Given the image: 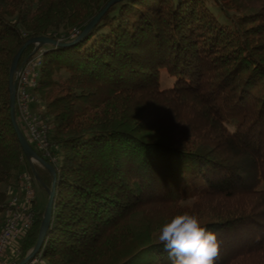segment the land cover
Here are the masks:
<instances>
[{
    "label": "trees",
    "instance_id": "obj_1",
    "mask_svg": "<svg viewBox=\"0 0 264 264\" xmlns=\"http://www.w3.org/2000/svg\"><path fill=\"white\" fill-rule=\"evenodd\" d=\"M109 1L0 0V214L7 186L33 174L10 121L11 62L33 38L70 44L40 46L35 93L58 159L27 264H171L158 229L184 212L217 235L215 264H264V0H120L76 41Z\"/></svg>",
    "mask_w": 264,
    "mask_h": 264
},
{
    "label": "built area",
    "instance_id": "obj_2",
    "mask_svg": "<svg viewBox=\"0 0 264 264\" xmlns=\"http://www.w3.org/2000/svg\"><path fill=\"white\" fill-rule=\"evenodd\" d=\"M78 33V30L73 29L71 37L77 36ZM40 60V46L35 45L31 53L18 62L14 73L15 120L34 152L54 167L57 164V147L50 142L49 118L35 93ZM23 132L27 134L30 142ZM26 161L30 168L39 165L32 158H26ZM33 180H36L33 174L21 172L16 182L6 188L8 200L0 227V264H16L19 258V241L35 222L37 212L34 210ZM13 245L15 248L9 261L7 252Z\"/></svg>",
    "mask_w": 264,
    "mask_h": 264
},
{
    "label": "clouds",
    "instance_id": "obj_3",
    "mask_svg": "<svg viewBox=\"0 0 264 264\" xmlns=\"http://www.w3.org/2000/svg\"><path fill=\"white\" fill-rule=\"evenodd\" d=\"M230 131L235 132L231 127ZM158 241L171 264H215L220 255L217 235L201 225L200 217L184 212L158 229Z\"/></svg>",
    "mask_w": 264,
    "mask_h": 264
},
{
    "label": "water",
    "instance_id": "obj_4",
    "mask_svg": "<svg viewBox=\"0 0 264 264\" xmlns=\"http://www.w3.org/2000/svg\"><path fill=\"white\" fill-rule=\"evenodd\" d=\"M120 0H111L109 1L103 9L88 23V25L85 27V29L82 31V33L77 37L76 41L80 40L84 35L88 33V31L97 23V21L100 19V17L106 12V10L114 4L115 2H118ZM52 45V46H68L70 44L62 43L61 41H56L48 37H38L28 40L16 53L14 56L10 69H9V79H8V86L10 91V98H9V115H10V121L12 124V127L14 129V132L16 134V137L18 139L19 145L21 147L23 155L28 159L32 158L34 161H36L41 167H44L51 176V186L47 190L48 194V201L46 204V207L44 209V213L41 219L40 228H39V234L38 239L36 241V244L34 248L30 251V253L18 264H27L33 257L36 255V253L39 251L43 238L46 234V231L49 227L50 220H51V213H52V204L55 194V184H56V171L55 168L52 167L50 164L43 161L32 149V147L29 145L27 140L25 139L24 135L18 128V125L15 120V112H14V100H15V83H14V73L17 68L18 62L25 51V49L30 45ZM32 173L35 177V179L40 182L39 178L35 174V171L33 168H31Z\"/></svg>",
    "mask_w": 264,
    "mask_h": 264
},
{
    "label": "rangeland",
    "instance_id": "obj_5",
    "mask_svg": "<svg viewBox=\"0 0 264 264\" xmlns=\"http://www.w3.org/2000/svg\"><path fill=\"white\" fill-rule=\"evenodd\" d=\"M62 38H66V37L62 36ZM50 46L51 45H48V44L41 45V50H48ZM23 133L27 137V134L25 132H23ZM27 139H28V137H27ZM29 142H30V140H29ZM57 159H58V157H57ZM40 168L41 167L39 165H36V169L38 170L39 174H40ZM23 172H28V171H23ZM32 188H33V192H34V210L36 212H40L42 209H45L47 201H48L47 190L37 180H33ZM2 223H3V214L1 213L0 214V227L2 226Z\"/></svg>",
    "mask_w": 264,
    "mask_h": 264
},
{
    "label": "crops",
    "instance_id": "obj_6",
    "mask_svg": "<svg viewBox=\"0 0 264 264\" xmlns=\"http://www.w3.org/2000/svg\"><path fill=\"white\" fill-rule=\"evenodd\" d=\"M41 167V166H40ZM15 248V245L7 252V259L10 261L12 259V251Z\"/></svg>",
    "mask_w": 264,
    "mask_h": 264
}]
</instances>
